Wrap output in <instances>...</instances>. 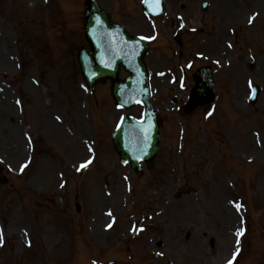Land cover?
Instances as JSON below:
<instances>
[{
	"label": "rangeland",
	"instance_id": "374dc122",
	"mask_svg": "<svg viewBox=\"0 0 264 264\" xmlns=\"http://www.w3.org/2000/svg\"><path fill=\"white\" fill-rule=\"evenodd\" d=\"M82 1L0 0V163L9 179L0 185V264H220L243 226L235 264H264V0H208L205 14L201 0L171 3L190 25L199 19L204 34L181 39L188 57L215 63L218 97L210 115H181L170 97L187 87L165 98L167 77L155 75L165 63L153 64L165 125L154 168L138 174L112 150L121 112L107 86L90 95L79 74ZM127 3L113 14L141 31L137 0ZM250 82L260 87L256 110ZM106 212L117 217L110 230Z\"/></svg>",
	"mask_w": 264,
	"mask_h": 264
},
{
	"label": "water",
	"instance_id": "95a60500",
	"mask_svg": "<svg viewBox=\"0 0 264 264\" xmlns=\"http://www.w3.org/2000/svg\"><path fill=\"white\" fill-rule=\"evenodd\" d=\"M158 4L155 0H144L143 8L153 15ZM83 30L89 46H82L77 58L90 89H93L94 83L104 82L105 78H109L111 95L118 105L128 108L135 102H140L145 107L141 121L122 118L119 128L112 135L115 149L121 160L129 162L131 167L137 168V162L144 160L150 168L157 153L161 121L148 100L146 71L141 60L146 46L141 41H134L121 27L111 23L108 15L97 7L96 0H86ZM114 35H118L116 37L123 41V51H119ZM105 41L109 44H105ZM119 63L132 74L131 78L122 82L117 76ZM206 81L207 78H203L202 82L197 83L191 105L186 111L198 103L212 99L213 85ZM201 83L204 85V93L201 92ZM257 95L258 88L255 86L252 102Z\"/></svg>",
	"mask_w": 264,
	"mask_h": 264
},
{
	"label": "snow or ice",
	"instance_id": "6c2138e0",
	"mask_svg": "<svg viewBox=\"0 0 264 264\" xmlns=\"http://www.w3.org/2000/svg\"><path fill=\"white\" fill-rule=\"evenodd\" d=\"M158 2H159V0H155V3H158ZM251 22H252V20L250 19L249 23H251ZM209 114H211V113H209ZM85 166H86V164L81 165V167H85ZM239 207L240 206L237 205V208H239ZM243 231H244L243 229H238L237 233H236L237 237H240L243 234ZM0 242H2V239H0ZM237 244H239V239H237ZM237 252H239V248L237 249ZM235 256H236V253H233V258L228 260L227 264H233V260L235 259Z\"/></svg>",
	"mask_w": 264,
	"mask_h": 264
},
{
	"label": "bare ground",
	"instance_id": "6f19581e",
	"mask_svg": "<svg viewBox=\"0 0 264 264\" xmlns=\"http://www.w3.org/2000/svg\"><path fill=\"white\" fill-rule=\"evenodd\" d=\"M82 152V150L80 151V153ZM229 243V242H228Z\"/></svg>",
	"mask_w": 264,
	"mask_h": 264
}]
</instances>
